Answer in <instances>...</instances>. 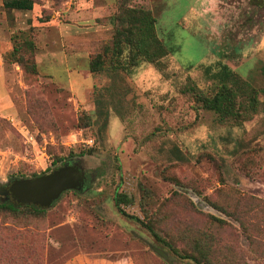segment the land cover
<instances>
[{
  "label": "rangeland",
  "instance_id": "374dc122",
  "mask_svg": "<svg viewBox=\"0 0 264 264\" xmlns=\"http://www.w3.org/2000/svg\"><path fill=\"white\" fill-rule=\"evenodd\" d=\"M33 1L9 11L0 0V184L66 162L90 179L43 218L0 213V264H169L151 246L172 264H194L121 214L115 190L131 198L128 214L177 247L210 231L219 261L264 264V0H133L152 10L170 52L130 67L126 48L97 72L89 62L111 44L116 1ZM18 45L35 73L12 60ZM223 66L257 90L256 112L237 125L188 89L212 93ZM142 188L150 194L143 211ZM224 211L243 212L246 232Z\"/></svg>",
  "mask_w": 264,
  "mask_h": 264
},
{
  "label": "trees",
  "instance_id": "16d2710c",
  "mask_svg": "<svg viewBox=\"0 0 264 264\" xmlns=\"http://www.w3.org/2000/svg\"><path fill=\"white\" fill-rule=\"evenodd\" d=\"M115 1L116 10L108 16V20L113 26L111 44L105 48L104 53H97L92 58L89 62V70L91 72L102 70L105 63V56L107 55H109L111 64L117 63L126 48V64L130 67L135 66L139 60H145L151 63L159 62L170 50L157 35V19L152 10L133 5V0ZM33 2V0H3V5L9 11L13 9L30 10ZM24 44L27 45L29 52L32 53L34 48L33 43L27 41ZM20 47L21 45H18L11 51L10 56L12 60L21 64L24 71L35 73L36 65L33 59L31 56L24 57L20 53ZM188 89L193 92L195 101L204 109L213 111L220 121H230L237 125L250 118L252 113H255L257 110V90L234 71L224 66L218 74V85L212 93H204L194 85L188 86ZM81 121L82 127H87L90 124V117L86 111H83ZM92 151L93 148L89 147L80 151L77 155L92 153ZM61 161V159L57 158L53 162V165L57 166ZM50 168L47 167L46 172L50 171ZM43 173H33L30 177L22 178H32ZM5 185L7 186L8 184ZM71 190L79 192L75 189ZM142 195L146 199L140 201V207L143 211L150 196L149 190L142 188ZM113 201L115 207L121 214L141 223L168 253L170 252L174 256L182 259H189L194 264H217V262H219L218 264H232L226 257L220 261L217 259L215 254L218 252V242L210 231L197 233L187 241V248H180L172 243L171 240L159 234L150 220L128 214L124 209V205L130 204L132 200L125 193L115 190ZM46 209L47 207L39 204L19 203L11 196L0 197V213L10 215L14 218H43L46 214ZM224 212L232 215L234 220L241 226V230L246 232L247 227L243 223V212ZM212 220H215L220 226L226 223L224 219L214 216H212ZM252 243H254V240H252Z\"/></svg>",
  "mask_w": 264,
  "mask_h": 264
},
{
  "label": "water",
  "instance_id": "95a60500",
  "mask_svg": "<svg viewBox=\"0 0 264 264\" xmlns=\"http://www.w3.org/2000/svg\"><path fill=\"white\" fill-rule=\"evenodd\" d=\"M86 175L76 163L66 162L53 170L32 178H15L7 187L0 184V196H11L19 203H33L49 207L59 196L69 189L82 191ZM152 250L172 264L167 253L151 246Z\"/></svg>",
  "mask_w": 264,
  "mask_h": 264
},
{
  "label": "flooded vegetation",
  "instance_id": "af4514ba",
  "mask_svg": "<svg viewBox=\"0 0 264 264\" xmlns=\"http://www.w3.org/2000/svg\"><path fill=\"white\" fill-rule=\"evenodd\" d=\"M81 168V167H80ZM82 169V168H81ZM84 172H85V175H86V182H85V186H86V184H87V182H88V180L90 179V175L88 174V172L86 171V170H84ZM4 187H7L6 185H3ZM0 197H4V196H0Z\"/></svg>",
  "mask_w": 264,
  "mask_h": 264
}]
</instances>
